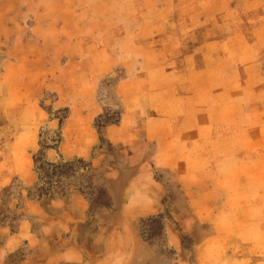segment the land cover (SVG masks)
Returning <instances> with one entry per match:
<instances>
[{"label": "rangeland", "instance_id": "374dc122", "mask_svg": "<svg viewBox=\"0 0 264 264\" xmlns=\"http://www.w3.org/2000/svg\"><path fill=\"white\" fill-rule=\"evenodd\" d=\"M121 95L140 114L138 128L158 131L157 140L182 116L197 113L218 130L206 135L218 139L216 153L208 141L201 145L198 166L208 173L220 165L236 170L247 140L234 137L235 130H264V0H0V172L5 160L23 163L27 147L37 172L34 185L19 177L0 185V224L18 227L33 198L74 190L87 193L93 207L108 202L92 165L119 159L124 142H114L108 129L126 110ZM62 142L68 150L60 157ZM184 144L187 159L198 158V143ZM179 153L165 157L175 162ZM252 170L263 172L257 164ZM259 184L263 192L248 194L235 215L264 220V181ZM165 215L191 264H198L201 240L224 239L225 260L241 250L231 248L240 239L236 222L234 228L222 223L220 233L218 221L199 222L194 214L186 221L169 212L149 217L148 240L166 244ZM253 227L243 239H261V232L264 238V224ZM165 255L180 256L176 248Z\"/></svg>", "mask_w": 264, "mask_h": 264}, {"label": "crops", "instance_id": "0c3cea01", "mask_svg": "<svg viewBox=\"0 0 264 264\" xmlns=\"http://www.w3.org/2000/svg\"><path fill=\"white\" fill-rule=\"evenodd\" d=\"M42 45L45 48L47 43ZM122 97L126 110L121 122L108 129L114 142H124L117 152L119 159L92 165L99 173L96 184L107 191L108 202L93 207V199L87 193L74 190L67 195L29 200L27 216L18 227L0 224V264H191L190 258L183 254L182 242L176 240L173 220L167 215L165 247L144 235L146 219L168 212L182 221L191 214L196 215L199 222L215 224L218 221L219 232L222 223L229 222L233 228L237 223L240 239L235 240L231 248L241 249L238 254L231 253L233 256L225 260L221 256L226 252L223 250L227 246L224 239L201 240L198 264H253L251 249L260 251L254 264H264L263 232L261 239H243L253 230V225L264 224L263 218L250 220L235 215L243 210V201L248 194L263 192L259 183L264 181V152L257 153L264 148V130L250 127L235 130L234 137L240 134L247 140L241 146L245 161L235 164L234 171L220 165L214 173H208L209 170L198 166L196 160L202 158L200 146L207 141L216 153L218 139L214 136L212 140H206V135L218 133L217 129L200 122L197 113H189L182 116L181 123L176 122L164 138L157 140L152 137L159 135L158 131L155 134L151 128H138L140 114L132 108L129 98ZM221 118L216 115L215 120ZM185 141L198 143L196 163L187 159L190 150ZM27 148L22 153L23 163L5 160L0 185H9L15 177L29 185L37 182V172L30 160L32 153ZM65 149L68 150V146L62 142L60 157L67 155ZM72 152L77 154V148ZM174 152L180 153L175 162H169L165 156L168 153L173 156ZM219 156L215 155L216 158ZM47 158L57 161L50 152ZM254 164L263 171L261 175L254 174ZM223 196L226 202L222 201ZM259 205L264 206L263 203ZM226 208L232 211L228 213ZM231 215L233 218L226 220ZM167 248H176L180 256L168 258L165 255Z\"/></svg>", "mask_w": 264, "mask_h": 264}]
</instances>
